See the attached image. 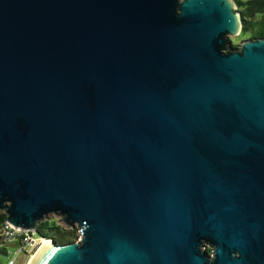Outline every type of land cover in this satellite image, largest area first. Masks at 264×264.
Masks as SVG:
<instances>
[{"label": "water", "instance_id": "obj_1", "mask_svg": "<svg viewBox=\"0 0 264 264\" xmlns=\"http://www.w3.org/2000/svg\"><path fill=\"white\" fill-rule=\"evenodd\" d=\"M241 32L233 0H0V211L78 234L29 264H264V39Z\"/></svg>", "mask_w": 264, "mask_h": 264}, {"label": "trees", "instance_id": "obj_2", "mask_svg": "<svg viewBox=\"0 0 264 264\" xmlns=\"http://www.w3.org/2000/svg\"><path fill=\"white\" fill-rule=\"evenodd\" d=\"M241 13L242 32L239 33L242 41L251 38L264 39V0H233ZM5 215L0 211V226L5 222ZM39 238L51 239L56 244L71 243L77 240L78 234L52 220H42L35 227ZM0 236V244L3 245ZM5 254V253H4Z\"/></svg>", "mask_w": 264, "mask_h": 264}, {"label": "rangeland", "instance_id": "obj_3", "mask_svg": "<svg viewBox=\"0 0 264 264\" xmlns=\"http://www.w3.org/2000/svg\"><path fill=\"white\" fill-rule=\"evenodd\" d=\"M228 41H229V46L231 48H238L242 43V39H240L239 35L228 37ZM45 219L52 220L56 224L68 228L62 223L61 217L59 216L49 214L44 218V220ZM76 228L77 227L68 228V229L74 230L77 232ZM33 236L35 237V239L38 238V235L36 233H34ZM38 248L34 249V248L25 247L24 250L25 251L27 250L28 252L26 254H22L18 252L16 242H12L9 244H3V245L0 244V264H8L10 259H13L12 260L13 264H27L28 260L31 259L32 255L35 254ZM205 250H207V248H205Z\"/></svg>", "mask_w": 264, "mask_h": 264}, {"label": "built area", "instance_id": "obj_4", "mask_svg": "<svg viewBox=\"0 0 264 264\" xmlns=\"http://www.w3.org/2000/svg\"><path fill=\"white\" fill-rule=\"evenodd\" d=\"M35 232H24L17 228L12 227L6 221L2 226H0V236L2 238L3 244H9L16 242L18 252L26 254L28 251L24 250L25 247L28 248H38L46 238H37L33 236ZM13 259H10L8 264H13Z\"/></svg>", "mask_w": 264, "mask_h": 264}, {"label": "bare ground", "instance_id": "obj_5", "mask_svg": "<svg viewBox=\"0 0 264 264\" xmlns=\"http://www.w3.org/2000/svg\"><path fill=\"white\" fill-rule=\"evenodd\" d=\"M48 243V241L46 240H44L43 241V243L40 245V247L38 248V250L35 252V254H33L32 255V257H31V259L30 260H28V262H27V264H29L30 263V261L32 260V259H34L35 258V256H36V254L39 252V250L45 245V244H47Z\"/></svg>", "mask_w": 264, "mask_h": 264}, {"label": "flooded vegetation", "instance_id": "obj_6", "mask_svg": "<svg viewBox=\"0 0 264 264\" xmlns=\"http://www.w3.org/2000/svg\"><path fill=\"white\" fill-rule=\"evenodd\" d=\"M207 251H209V249L207 248Z\"/></svg>", "mask_w": 264, "mask_h": 264}]
</instances>
